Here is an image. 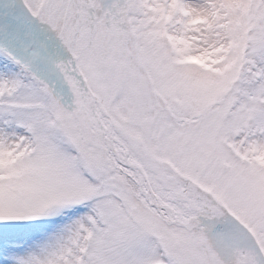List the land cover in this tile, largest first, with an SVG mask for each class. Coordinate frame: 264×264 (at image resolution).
Instances as JSON below:
<instances>
[{
	"label": "snow or ice",
	"instance_id": "snow-or-ice-1",
	"mask_svg": "<svg viewBox=\"0 0 264 264\" xmlns=\"http://www.w3.org/2000/svg\"><path fill=\"white\" fill-rule=\"evenodd\" d=\"M0 264H264V0H0Z\"/></svg>",
	"mask_w": 264,
	"mask_h": 264
}]
</instances>
